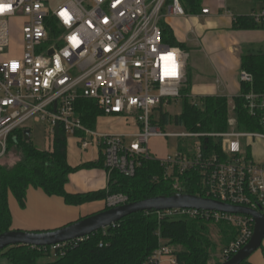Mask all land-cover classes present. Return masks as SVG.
I'll return each mask as SVG.
<instances>
[{"label":"built area","instance_id":"2783aa9c","mask_svg":"<svg viewBox=\"0 0 264 264\" xmlns=\"http://www.w3.org/2000/svg\"><path fill=\"white\" fill-rule=\"evenodd\" d=\"M58 1L0 0V158L6 155L12 134L28 130L30 122L43 123L51 145L62 129L81 150L101 149L109 178L113 172L134 177L142 161L157 160L165 167L166 178L174 180L176 194H183V175L199 172L205 199L264 215V164L245 153L250 142H264V132L239 131L234 105L225 133L166 134L156 121L155 112L181 101L188 84L189 55L164 43L161 30L168 16L187 17L181 1L61 0L54 8ZM209 14V9L202 10V15ZM253 18L264 25V7ZM16 29L22 40L18 52L11 48ZM240 79L253 85V75L247 71L240 72ZM242 97L248 113L264 128V94L251 90ZM82 100L95 103L104 117L134 122L139 128L134 140L87 127L79 114ZM170 137L195 142L180 146L174 157L158 159L150 141ZM210 139L218 149L209 148ZM127 204L124 194L106 199L108 210ZM153 213L160 221L204 219L236 228L238 236L224 247L222 263L254 235L250 216L195 209ZM158 238L159 248L143 264H184L160 233ZM85 239L50 249L55 257L63 256L68 244Z\"/></svg>","mask_w":264,"mask_h":264},{"label":"trees","instance_id":"16d2710c","mask_svg":"<svg viewBox=\"0 0 264 264\" xmlns=\"http://www.w3.org/2000/svg\"><path fill=\"white\" fill-rule=\"evenodd\" d=\"M180 1L187 15L202 14L204 0ZM255 1L264 4V0ZM263 28L264 25L256 23L253 14L235 18L236 30ZM161 30L164 43L186 50L185 45L176 40L172 30L164 22L161 23ZM241 71L251 73L254 82L252 86L242 83L241 96L233 99L237 129L241 132L262 133L263 125L258 118L248 113L242 96L251 90L257 94H264V51L244 53L241 56ZM191 84V78L188 77L187 88L183 90L181 100L182 113L175 117L162 114L159 124L161 129L173 124L197 134L228 132L230 100L221 96L194 99ZM79 114L84 124L91 129H96L98 119L103 116L95 103L85 100L79 102ZM24 132L25 130H19L8 138L4 157L13 154L15 158L12 156L11 160L14 161L11 165H0V235L12 230L10 196L23 207L31 188L43 191L48 197L61 198L68 206L102 201L115 194H124L129 198V203H137L161 196L170 197L177 193L174 189V180L166 178L165 167L157 160H144L134 177L113 172L108 192L105 190L88 194H69L66 186L70 182V176L85 168L105 167L104 156L102 155L98 163L75 168L68 161V137L65 131L57 130L49 151L39 149L32 140L26 141ZM207 144L209 148H219L213 139L208 140ZM201 180L199 172L183 175L182 193L206 198ZM211 226L219 227L221 241L225 247L238 236L237 229L226 224L214 225L204 219L160 221L153 212H142L97 232L78 245L68 244L63 256L55 257L50 248L17 246L0 252V264H143L159 248L158 233L167 245L177 251L182 263L210 264L217 249L210 237ZM50 258L55 260L49 261ZM242 264L253 263L248 259Z\"/></svg>","mask_w":264,"mask_h":264},{"label":"crops","instance_id":"0c3cea01","mask_svg":"<svg viewBox=\"0 0 264 264\" xmlns=\"http://www.w3.org/2000/svg\"><path fill=\"white\" fill-rule=\"evenodd\" d=\"M263 7L264 4L255 0H204L203 8L210 10L209 15L166 18L164 23L172 30L176 40L185 45L186 50H182L189 55V59L194 57L192 66L188 64L192 92L194 72H204L202 74L206 79L199 86L201 90L198 92L201 96L192 94L193 98L221 96L230 100V106L234 105L233 99L242 92L241 56L244 53L264 51V28L236 30L235 18L251 15ZM100 118L96 128L102 133L122 135L131 142L139 132L134 122L121 118L109 120L114 123V127L103 132L98 127ZM28 130L32 140V130ZM152 140L162 142L165 139ZM49 144L45 150L51 149L52 145ZM248 146L245 148L247 156L258 164H264V142L256 149H251L250 144ZM150 149L158 159H164L158 156L154 146L150 145ZM102 155L99 148L83 151L76 140L68 139V161L72 167L98 163ZM109 182L105 167L85 168L70 176L66 191L72 195L108 192ZM9 206L13 220L11 231L49 232L105 211L106 199L81 206H68L61 198L48 197L43 191L31 188L23 207L13 196L9 198ZM250 261L253 264H264V242L261 249L250 257Z\"/></svg>","mask_w":264,"mask_h":264},{"label":"water","instance_id":"95a60500","mask_svg":"<svg viewBox=\"0 0 264 264\" xmlns=\"http://www.w3.org/2000/svg\"><path fill=\"white\" fill-rule=\"evenodd\" d=\"M26 141H30V131L24 132ZM208 142V140L206 141ZM176 209H195L215 211L231 215H245L253 218L254 235L250 242L229 261L221 264H242L261 249L264 242V215L260 212L226 205L214 200L200 198L186 194H175L170 197H157L137 203L106 210L86 217L61 229L49 232L10 231L0 235V252L17 246L50 248L90 237L99 231L106 230L122 222L127 217L142 212H161Z\"/></svg>","mask_w":264,"mask_h":264},{"label":"rangeland","instance_id":"374dc122","mask_svg":"<svg viewBox=\"0 0 264 264\" xmlns=\"http://www.w3.org/2000/svg\"><path fill=\"white\" fill-rule=\"evenodd\" d=\"M57 1L58 0H56V2ZM62 2L63 1L61 0L58 1V3H55L53 5V7L56 8ZM11 44H12L11 48L14 52H18L20 50V46L22 45V40L20 38V33L18 29H16V31H13ZM193 59L194 57L188 60V64L190 66H192L193 64ZM202 73L204 72H196V71L194 72L195 75L193 78V92H192L194 96H201V94L198 93L201 90L199 86L203 83L204 79H206ZM182 110H183V104L180 100L172 101L170 104L165 105L162 111L155 112L156 121L159 122L160 124L162 114H168L170 117H175L177 115H180L182 113ZM111 119H113V117L100 118L98 122L99 129L105 132L106 129L108 130L114 127V123L109 121ZM28 127L29 129L32 130L33 143L40 149H44V150L47 149L48 146L50 145L49 144L50 137L48 135V130L46 128V125H44L43 123L30 122L28 124ZM162 130L166 134H183L185 132H188L185 128L178 127L173 124L166 126ZM194 142L195 141L193 140H183V139H177L174 137H170V138L165 139L162 142H158V140H155L154 142L153 140H151L149 145H151L152 147L154 146V149L156 153L158 154V156L165 158L167 156L174 157L175 154L177 153V150L180 148V146L184 144L188 146H192ZM248 143L249 142H245V144H248ZM249 144L251 145L250 146L251 149H256L258 145L263 144V141L255 140V141L250 142ZM12 156L15 158L13 154L9 155L7 158L5 157L0 158V165H11V163H13L14 161V160H11V158H13ZM210 237H211V240L214 242V244L217 246L215 253H213L212 255V261L210 262V264L222 263L221 254L225 246L222 244V241H221L222 235H221L219 227L211 226ZM54 260H55L54 258L49 259V261H54Z\"/></svg>","mask_w":264,"mask_h":264}]
</instances>
